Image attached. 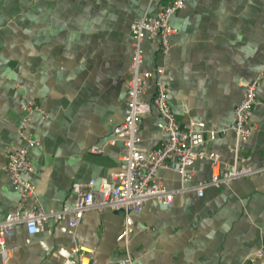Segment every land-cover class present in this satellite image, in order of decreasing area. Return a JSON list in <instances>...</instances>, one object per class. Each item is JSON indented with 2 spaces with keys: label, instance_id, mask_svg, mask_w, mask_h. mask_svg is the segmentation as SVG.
Instances as JSON below:
<instances>
[{
  "label": "crops",
  "instance_id": "1",
  "mask_svg": "<svg viewBox=\"0 0 264 264\" xmlns=\"http://www.w3.org/2000/svg\"><path fill=\"white\" fill-rule=\"evenodd\" d=\"M169 0H0V218L14 210L19 194L4 172L10 151L24 140L18 130L22 97L45 114L32 115L26 132L41 144L29 151L36 202L60 210L75 201L72 184L108 179L120 163L121 141L110 143L124 118L132 57L131 23L154 14ZM175 33L168 53L159 39L143 41L144 71L165 70L170 104L181 125L202 121L219 131L195 149L218 154L223 166L234 161L229 129L245 84L259 78L254 130L238 162L256 174L219 186L199 197L193 188L211 176L208 159L191 166L187 187L169 205L148 200L132 213L128 242L116 237L121 211L88 210L76 228L48 220L44 231L15 227V247L0 264H60L74 243L94 250L91 264H250L264 247V0H186L170 18ZM151 78L141 94H154ZM153 107L143 115L140 146L158 147L165 134ZM95 146L102 152H92ZM157 181L179 189V173L159 171ZM32 203V202H30ZM48 249L45 250L40 242ZM264 264V259L259 262Z\"/></svg>",
  "mask_w": 264,
  "mask_h": 264
},
{
  "label": "built area",
  "instance_id": "2",
  "mask_svg": "<svg viewBox=\"0 0 264 264\" xmlns=\"http://www.w3.org/2000/svg\"><path fill=\"white\" fill-rule=\"evenodd\" d=\"M185 2L186 0H169L167 4L159 7L156 13H145L131 23L132 57L130 77L126 84V109L123 120L114 126L113 137L110 140V143L122 142L120 163L109 174V178L100 180L96 187L94 179L73 183L75 201L60 210H45L37 204V187L26 177L34 169L29 151L32 147L41 144L37 138L26 132V127L35 112H40L43 117L47 114L32 99L20 98L22 116L18 132L24 143L8 153L3 168L13 188L19 194L14 210L0 218V256L3 259H6L15 247L11 239L17 225H23L28 234L44 231L48 220L67 221L70 227L76 228L84 213L92 209L123 212L124 224L116 239L124 243L128 242L135 228L132 213L139 212L150 199L162 205H169L174 196L183 192L191 181L193 176L191 166L196 160L208 159L212 169L208 181L193 186L199 197L203 196L204 190L209 186L227 184L232 180L261 171L246 162H238L239 152L254 130L250 117L252 108L257 103L259 78L245 84L244 92L234 108L229 126L234 135V143L231 146L234 161L230 165L223 166L218 154L195 149L206 139H214L219 131L215 128H206L202 121H190L181 125L170 104V87L165 78L164 68L157 67L154 71L142 69L143 41L146 38H157L162 53H168L171 47L169 38L175 33L169 20L184 7ZM151 78H154V94L149 102H144L141 94ZM151 107L159 114V128L164 132L165 137L158 147L144 150L140 146V127L143 115ZM90 151L102 152L95 146L91 147ZM163 168H170L179 173L181 181L179 189H167L157 181L158 173ZM40 244L45 250L48 249L43 241ZM94 259L93 249L74 243L69 255L60 264H91ZM263 259L264 247L255 250L248 257L250 264H259ZM133 260L134 258L128 254L121 259V264H132Z\"/></svg>",
  "mask_w": 264,
  "mask_h": 264
}]
</instances>
